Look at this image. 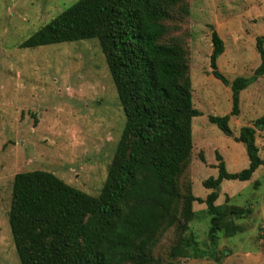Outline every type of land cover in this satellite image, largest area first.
I'll return each mask as SVG.
<instances>
[{
	"label": "rangeland",
	"instance_id": "obj_1",
	"mask_svg": "<svg viewBox=\"0 0 264 264\" xmlns=\"http://www.w3.org/2000/svg\"><path fill=\"white\" fill-rule=\"evenodd\" d=\"M79 0H0V264H20L11 237L8 213L14 176L50 172L67 185L97 197L105 181L125 124L105 55L97 39L59 43L35 49L19 46ZM162 43L181 46L187 56L193 108L202 115L191 122L193 148L179 179L203 201L211 192L202 184L217 176L216 154L230 173L248 167L239 130L264 115V76L240 93L239 115L231 117L230 134L208 122L231 111V90L211 75V32L224 53L217 67L230 82L250 77L260 65L256 38L264 35V0H185L164 22ZM264 47V45H263ZM255 144L264 161V131ZM217 206L251 209L249 215L226 219L239 230L220 234L213 249L208 239L210 217L195 202V218L184 235L194 237L204 258H172L181 235L175 228L159 236L154 264H264V166L246 182L223 181ZM227 228V227H226ZM212 252L218 262L211 258Z\"/></svg>",
	"mask_w": 264,
	"mask_h": 264
},
{
	"label": "trees",
	"instance_id": "obj_2",
	"mask_svg": "<svg viewBox=\"0 0 264 264\" xmlns=\"http://www.w3.org/2000/svg\"><path fill=\"white\" fill-rule=\"evenodd\" d=\"M185 0H79L29 39L20 49L97 39L105 55L125 124L102 189L92 197L50 172H21L14 176L8 213L11 237L20 264H154L152 250L165 232L181 237L172 258H204L189 235L195 202L206 205L208 239L214 249L220 234L238 232L226 219L249 215L251 209L215 205L223 181H249L264 161L255 144L264 131V115L239 130L248 167L230 173L216 154L217 176L202 186L211 192L203 201L191 186L181 190L179 179L190 160L191 122L202 114L193 108L185 50L162 43L164 22ZM211 75L231 90V111L209 116L208 122L229 135L231 117L239 115L240 93L264 76V35L256 38L260 65L250 77L231 82L220 73L218 58L224 44L211 32ZM227 227V228H226ZM219 261L213 252L210 256Z\"/></svg>",
	"mask_w": 264,
	"mask_h": 264
}]
</instances>
